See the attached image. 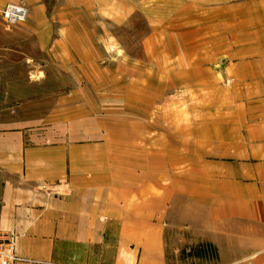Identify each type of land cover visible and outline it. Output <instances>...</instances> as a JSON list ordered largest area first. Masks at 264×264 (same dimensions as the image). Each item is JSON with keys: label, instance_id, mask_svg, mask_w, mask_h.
Returning <instances> with one entry per match:
<instances>
[{"label": "crops", "instance_id": "1", "mask_svg": "<svg viewBox=\"0 0 264 264\" xmlns=\"http://www.w3.org/2000/svg\"><path fill=\"white\" fill-rule=\"evenodd\" d=\"M9 2L50 66L82 73L46 110L0 103L15 264H178L202 241L264 264V0ZM133 17L142 58L104 64L100 27Z\"/></svg>", "mask_w": 264, "mask_h": 264}, {"label": "rangeland", "instance_id": "2", "mask_svg": "<svg viewBox=\"0 0 264 264\" xmlns=\"http://www.w3.org/2000/svg\"><path fill=\"white\" fill-rule=\"evenodd\" d=\"M45 2L50 11L58 5L59 0ZM142 20L143 18L133 17L132 22L124 26L100 27V32L110 33L114 37L112 40L97 41L104 54V64L115 62L116 59L136 61L142 58L141 38L147 31ZM23 22L7 25L0 15V103L8 105L24 102L31 97L32 104L40 110H46L61 95L74 98L78 92L74 87L82 82V73L71 68L67 72H60L56 67L60 63L56 62L55 57V63L50 66L48 57L39 51V43ZM85 76L94 81L92 74ZM85 92L92 93V89L88 87ZM221 257V250L208 251L205 241L194 242V248L190 249L188 245L180 247L178 264H221L218 263ZM243 264H249V261Z\"/></svg>", "mask_w": 264, "mask_h": 264}, {"label": "built area", "instance_id": "3", "mask_svg": "<svg viewBox=\"0 0 264 264\" xmlns=\"http://www.w3.org/2000/svg\"><path fill=\"white\" fill-rule=\"evenodd\" d=\"M0 15L7 25H14L26 19L27 9L21 3L9 2L0 10ZM17 260L15 236L0 230V264H15Z\"/></svg>", "mask_w": 264, "mask_h": 264}]
</instances>
